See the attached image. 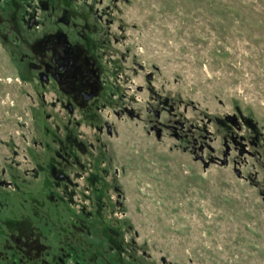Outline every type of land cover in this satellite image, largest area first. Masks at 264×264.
I'll return each mask as SVG.
<instances>
[{"label":"rangeland","instance_id":"374dc122","mask_svg":"<svg viewBox=\"0 0 264 264\" xmlns=\"http://www.w3.org/2000/svg\"><path fill=\"white\" fill-rule=\"evenodd\" d=\"M0 17V180L17 189L0 187V211L30 209L20 194L52 135L87 149L57 211L92 217L45 264H264V0H0ZM72 23L104 71L97 118L69 117L30 65L36 39Z\"/></svg>","mask_w":264,"mask_h":264},{"label":"flooded vegetation","instance_id":"af4514ba","mask_svg":"<svg viewBox=\"0 0 264 264\" xmlns=\"http://www.w3.org/2000/svg\"><path fill=\"white\" fill-rule=\"evenodd\" d=\"M42 6L44 5L42 4ZM58 21L66 27L70 26L69 21L63 17H60ZM0 23H4L1 17ZM14 26L17 27L15 20ZM14 26L13 28H15ZM77 28L72 23L73 34L56 29L38 37L36 42L42 46V49L35 55V60L30 65L38 74V82L41 87L53 86L61 94L60 105L63 106L69 117L77 118L79 115L84 118L91 115L97 118L94 111L97 112L100 109L99 104L105 85L104 71L92 54L87 37L83 34V25L81 31H76ZM130 103L134 102L129 97L128 104ZM122 109L124 114L135 117L133 108L125 103ZM147 111L150 112V109ZM106 127L107 132L110 133V127L107 124ZM52 136L53 145H41L44 150L41 153L43 156L36 155L38 158L36 157L35 166L31 170L32 180L36 181L35 184L31 185L32 188L29 192L24 190L20 194L23 196V201H31L30 209L26 210L22 207L17 218L5 216L7 214L3 213V210L0 211V229H3L0 231V242L2 243L0 248L10 246L16 250L17 261L13 264H31L32 262L45 264L49 248L53 246L61 250L62 246H70L75 232L83 236L84 223L87 221L85 217H92V213L85 211L83 207L75 215L68 214L64 217H61L60 212L57 211L59 205H64L67 200L72 201L73 193H75L74 188L79 187L78 181H73V177L79 180L84 179L85 173H78L77 169L86 170L81 157L86 155L87 149L83 141L72 137L67 131H64L61 137ZM22 174L17 175L22 176ZM2 175H6V173L2 172ZM92 176L95 177L89 175L86 181ZM41 181L44 182L41 184ZM36 183L44 187L39 188ZM96 184L93 180L90 184L97 201L93 213L95 217L101 218L102 194ZM4 185L7 183L3 184L0 180V187ZM5 187L11 188L12 191L17 190L13 185ZM114 191L117 200L120 193L116 189ZM30 192L32 196L27 198L25 194ZM1 202L0 199L2 206ZM116 205H118V201H116ZM40 208L42 209L41 215ZM51 212L56 214V219L52 218ZM70 256V251H66L53 255V258H56L57 264H68ZM6 257L7 255L0 249V260ZM74 264H78V262L76 261Z\"/></svg>","mask_w":264,"mask_h":264},{"label":"water","instance_id":"95a60500","mask_svg":"<svg viewBox=\"0 0 264 264\" xmlns=\"http://www.w3.org/2000/svg\"><path fill=\"white\" fill-rule=\"evenodd\" d=\"M155 115L158 117V116H159V113H158V112H156V113H155ZM157 136H158V137L160 136V132H158V133H157ZM204 166H205V167H207V166H208V165H207V163H205V165H204Z\"/></svg>","mask_w":264,"mask_h":264}]
</instances>
